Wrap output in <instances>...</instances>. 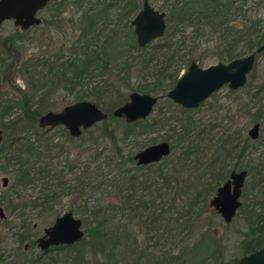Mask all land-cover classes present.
Wrapping results in <instances>:
<instances>
[{"label": "rangeland", "instance_id": "obj_1", "mask_svg": "<svg viewBox=\"0 0 264 264\" xmlns=\"http://www.w3.org/2000/svg\"><path fill=\"white\" fill-rule=\"evenodd\" d=\"M73 3L74 0H67ZM144 0H138V10L141 8V3ZM156 10L168 13L172 0H148ZM95 2V0H91ZM121 6V4H120ZM54 3L48 4L38 14L42 24L37 27L23 32L22 40L19 42V48L23 59L29 57L34 51L42 54L44 52H53L57 46H52L49 36L54 37L53 34L46 32L43 38L39 35L43 33L42 28L45 20H50L56 13ZM136 10L128 19H122L119 16V8H112L109 11V16L103 22L99 23L97 29L103 32L104 36L109 34L113 37L114 42L121 45L124 49V54H119L113 63L109 66V70L105 75L98 76L90 81L92 86L103 87L110 86L114 89L115 94L119 92L123 96V103L128 100L131 85L146 86L148 89L157 80L156 73L161 71L162 57L175 54L174 62L168 68V73H173L175 69L180 68L184 71L186 66L185 61H196L200 67L208 68L215 66V64H226L228 61H219L218 52L220 38L224 34L223 27H216L214 30L207 28L199 34H195L196 27L190 29L179 30L172 38V49L155 47L158 43H163L162 40H156L148 45L145 51L138 52L136 48H130L127 52V44L130 37V31L133 30L130 22L134 19ZM245 11H249L246 18L249 20L260 19L263 23L260 25L261 32L264 33V0H249L241 14L234 16L228 23L229 26L243 21ZM80 12L77 8H69L64 11L61 19L65 21L73 20L79 16ZM18 29L14 27L12 21H5L0 25V40L1 38L10 37L14 35ZM19 31V30H18ZM101 32V33H102ZM167 32H165V35ZM59 39L61 35L58 36ZM55 41H59L57 37ZM249 37L244 36L240 41H237L235 54L238 58L247 57L245 47ZM136 45V44H135ZM52 46V47H50ZM1 52V49H0ZM171 55V56H172ZM72 57L71 52L65 51L62 53L61 61ZM185 58L183 62L179 60ZM200 57L204 59L200 61ZM131 65L130 70H126L125 66ZM165 65V64H164ZM40 72H45L44 69L38 68ZM129 76V77H128ZM0 104L4 101H15L16 86L24 90L26 85L19 78L7 77L5 80L0 76ZM86 80L85 82H87ZM264 51L258 54L253 70L248 74L247 82L243 88L238 91H231L229 87L224 86L217 93L213 94L200 105L196 110L182 109L178 104L173 103L166 97L160 98L158 104L154 107L153 113L141 122V124L134 125L130 129L128 137L123 139V132L125 131V124L123 121L113 122L112 128L117 136L118 149L122 156H132L145 150V148L155 146L160 143H169L172 147L170 155L161 162L139 167L136 162H124L121 172L127 173L128 177L138 176L141 181V189H146V195L150 194L157 185L159 175L157 172L158 165H162L167 170L174 171L179 168L183 171L180 163H184L185 172L193 175L200 171L199 168L206 169L204 183L212 184L216 182L217 178H221V182H217L218 186L226 182L232 171L240 172L245 170L248 176L245 180V185L242 190L240 202L242 207L237 212V216L233 219L231 224L225 225L220 216L213 218V226L219 230L221 239V247L224 248L223 257L225 264H230L232 260L242 258L241 243L244 240V234L247 231L248 211L257 208L256 198L253 193V186H256L255 178H261L255 174L253 170L259 162L264 164ZM88 83V82H87ZM108 88L104 87L107 91ZM167 91L163 93H155L147 91L142 94L150 96L163 97ZM103 90V91H104ZM109 90V89H108ZM118 91V92H117ZM107 96V95H106ZM65 95L58 94L49 105L52 112L62 110L64 107L77 103L74 96H68L63 100ZM83 101H91L101 108L105 113L111 114L112 111L121 107L117 101V96H112L110 99L104 97L99 102L94 97L85 99ZM262 112L263 118L259 122H255V116L258 112ZM19 114L17 109L13 110L8 116L0 117L1 124L8 123ZM188 120V121H187ZM189 122V123H188ZM260 124V134L257 140L249 139L248 133L254 124ZM101 124L90 128L88 131L82 132L80 138L73 139L68 137V134L62 126L56 128H49L48 130L40 129L38 121L34 125L26 126V130L18 135L20 139L27 140L36 149V155H23L22 160L34 166L33 173L37 170H42L38 177L30 175L31 183L23 186L17 182V168L18 163L12 160L11 163H5L3 158L11 159L12 149L7 148V138H4L0 145V208L3 210L5 219L10 223V230L2 231L5 241L3 243V250L5 251L8 262H14L15 250L18 247L16 242V233L20 230L23 223L30 224L32 229L31 235L36 242L44 234V229L52 226L53 221L65 212H72L81 221L87 218L90 212V206H94L96 200L106 199L109 201H116V196L119 192L125 195L127 190H131L127 184L110 183L107 182L109 178L103 175L112 170L113 160L115 159V147L108 145L100 135L99 129ZM56 146V147H55ZM219 146L224 149H219ZM245 151L244 156L238 161L237 154ZM235 150V151H234ZM189 153V154H188ZM16 157V156H14ZM32 173V174H33ZM199 175V173H198ZM6 179L7 187H3L2 180ZM218 188V187H217ZM216 189L209 198L216 194ZM58 198L56 210L48 215L39 214L38 210H33L25 213L24 217H20L19 212L25 206H30V202L40 198ZM150 197V196H149ZM155 197V196H154ZM156 198V197H155ZM163 201L153 202L148 210V215H143V212L137 213L115 211L111 215V228L120 226H128L130 231H135L136 234L146 233V229L137 226L143 223L145 216L150 215L151 212L158 213L159 205H168L169 200L165 195ZM12 205V206H11ZM85 206L86 212L85 211ZM123 207V206H122ZM200 208V206H199ZM168 211L167 209L165 210ZM127 214L135 216L133 222H130ZM143 216V219L141 218ZM169 217L176 218L172 212L165 214V220ZM142 219V220H141ZM145 220V219H144ZM25 221V222H24ZM153 226L152 228L158 229ZM86 226L83 224V231ZM170 230V229H169ZM111 231V230H110ZM160 232V231H159ZM172 237H177V232H171ZM154 236L150 234L149 237ZM178 238L181 239V236ZM1 246V247H2ZM39 251L37 247H34Z\"/></svg>", "mask_w": 264, "mask_h": 264}, {"label": "trees", "instance_id": "obj_2", "mask_svg": "<svg viewBox=\"0 0 264 264\" xmlns=\"http://www.w3.org/2000/svg\"><path fill=\"white\" fill-rule=\"evenodd\" d=\"M248 1L172 0L166 18L167 34L161 39L163 43H158L155 47L160 50L162 48L171 50L172 38L181 29H190L195 26V34H199L207 28L213 31L216 27H223L224 34L220 38V51L217 54L219 61L229 63L236 60L238 58L235 54L236 43L244 36L249 37L245 50L250 55L259 47L264 46V33L259 28L263 22L260 19L256 21L247 19L246 15L249 11H245L241 23L237 22L233 26H229L228 23L234 16L241 14ZM53 3L57 14L50 20L44 21L43 33L39 35L40 38H43L46 32L54 35V37L49 36L52 46L54 44L57 46L53 52H47V50L39 54L32 51L29 57L23 59L19 42L27 32L20 30L0 40V76L4 80L7 77L19 78L26 85L24 90L16 86L18 98L15 101H4L0 104L1 118L8 116L15 109L19 111L15 119L1 124L0 128L3 130L4 138H7V148L13 150L10 155L11 159H3L5 163H11L12 160L18 163L17 182L23 186L32 182L30 175L35 174L38 177L42 170L33 173L34 166L29 164V160L26 159V162L22 160L23 155L33 156L37 152L29 143V139H20L18 135L26 130V126L36 124L42 115L49 112L51 106L49 102L53 101L56 95H65L63 100L68 96H74L77 103L92 97L99 102L104 97L110 99L112 96H117L118 103L120 105L123 103V96L118 91L115 94L112 85L98 88L90 83L94 78L105 75L115 58L125 52L121 45L114 42L112 36L109 34L104 36L103 32L96 27L107 19L112 8L118 7L119 16L128 21L139 7L138 0H95L94 3L91 0H74L73 3L61 0ZM71 7L77 8L80 12L79 16L74 18V21L61 19L64 11ZM59 35H61L60 39ZM55 37L59 41H55ZM135 44L136 38L132 30L126 48L127 52L130 48H136L138 52L146 50V48H137ZM65 51L71 52L72 57L61 61L62 53ZM171 55L162 57V70L156 73L157 80L150 89L146 86L131 85L128 88L129 91L139 94L147 91L163 93L167 91L166 89L172 88L178 80L181 69L178 68L173 73H168V68L174 62L175 54ZM184 59L183 57L179 61L183 62ZM203 59L200 57V61ZM191 62L194 61H185L186 64ZM39 67L45 72H40ZM125 68L130 70L131 65H126ZM86 80L88 83L85 82ZM104 87L109 90L105 91ZM108 115V120L101 123L99 132L108 145L115 147L116 155L112 170L103 176L110 177L107 180L110 183L118 185L126 183L131 190H127L125 195L119 192L115 202L106 199L96 200L94 206H90L87 218L82 221L86 226L85 238L74 246L53 247L43 253L36 251L30 224L23 223L20 230L14 233L18 246L15 250L17 259L14 262H8L2 246L5 241L2 231L10 230V223L0 220V264H225L224 248L221 247V239L218 237L219 230L213 226V218L219 215L209 205V198L215 189L219 188L217 182H221L222 179L217 178L213 185L204 183L205 172L208 169L206 166H203L205 169L199 168L204 171H197L193 175L191 172L188 174L185 172L184 163L179 165L182 166L183 171L177 167L176 170H167L166 173L162 165H158L159 179L155 186L159 187L151 188L152 192L146 195V189L150 188L141 189L142 183L138 176L128 177L127 173L121 172V165L124 162L134 163V157L121 155L116 145L117 136L112 128L113 122L121 120L114 118L112 114ZM253 118L255 122H259L261 111ZM124 124L123 139L130 135L129 131L134 125L141 124V122L133 123V125ZM170 148L172 150L171 145ZM219 149H223L222 146H219ZM245 151L243 149L240 154H237L238 161L244 156ZM253 170L255 174L261 176V178H255L257 183L253 186V193L257 192L254 194L255 197L260 198L261 201L256 200L257 208L247 213L248 227L240 245L242 258L264 248L263 161L259 162ZM165 195L169 200L168 205H159L158 207L161 208L158 213L150 211V215L144 217L145 220L143 216L141 217L143 223L137 226L140 229L141 227L146 229L145 235H137L135 231H130L128 226L123 229L120 226L111 228V215L115 211L124 208L121 211L133 214L139 211L143 212V215H148L150 205H153L155 200L163 201ZM57 200L58 198L55 197L35 199L30 202V206L21 209L20 217L38 209L39 214H51L56 210ZM86 208L87 206L84 208V213H87ZM170 212L176 218L169 217L166 221L164 215ZM127 216L130 222H133L135 216L129 214ZM158 225H160L158 229L152 228ZM171 232H177L181 239L178 236L172 237ZM152 233L154 236L149 237ZM239 259L235 258L230 264H238Z\"/></svg>", "mask_w": 264, "mask_h": 264}, {"label": "water", "instance_id": "obj_3", "mask_svg": "<svg viewBox=\"0 0 264 264\" xmlns=\"http://www.w3.org/2000/svg\"><path fill=\"white\" fill-rule=\"evenodd\" d=\"M56 1L59 0H0V25L5 21H12L14 27L21 32L40 26L42 21L38 14L48 4ZM165 16L164 13H159L147 1H144L142 9L131 21L139 48L163 37L166 31ZM263 51L264 46H261L245 58H237L226 65L218 63L205 69L196 62H191L165 97L184 110H196L224 86L229 87L231 91H238L246 84L248 74L255 66L256 57ZM158 100L155 96L131 92L128 101L111 114L114 118L133 125V123L146 120L153 113ZM108 118L109 115L91 101H78L60 111H49L42 115L38 120V127L48 130L62 126L68 137L78 139L82 132L90 130ZM258 133V125H254L248 134L249 139L257 140ZM3 141V130L0 128V145ZM170 151L169 143H160L135 154L134 160L137 166L145 167L161 162L170 155ZM246 178L247 171H233L229 179L216 190V195L209 202L210 208L220 216L225 225L232 223L242 207L240 199ZM2 183L4 188L7 187L6 179H3ZM4 219L5 215L0 208V220ZM43 234L35 242L41 253L53 247L74 246L85 238L83 222L72 212H65L56 218L52 226L44 229ZM238 264H264V248L241 258Z\"/></svg>", "mask_w": 264, "mask_h": 264}, {"label": "flooded vegetation", "instance_id": "obj_4", "mask_svg": "<svg viewBox=\"0 0 264 264\" xmlns=\"http://www.w3.org/2000/svg\"><path fill=\"white\" fill-rule=\"evenodd\" d=\"M60 1H61V0L56 1V2H60ZM144 1H147L148 4H149V1H148V0H144ZM144 1L141 3L142 6H141V8H140L138 11H140V10L142 9ZM149 5H150V4H149ZM151 7H153V6L151 5ZM153 8H154V7H153ZM154 9H155V8H154ZM155 10H156V9H155ZM156 11H158V10H156ZM158 12H159V13L162 12V13H164V14L166 15V13L163 12V11H158ZM137 13H138V12H137ZM137 13H136V14H137ZM135 17H136V15H135ZM135 17H134V18H135ZM166 18H167V15L165 16V26H166ZM130 25H131V22H130ZM131 27H132V26H131ZM166 30H167V26H166ZM165 32H166V31H165ZM133 33H134V32H133ZM164 35H165V33H164ZM164 35H163V37H164ZM134 37H135V36H134ZM163 37H162V38H163ZM162 38H161V39H162ZM161 39H159V40H161ZM155 41H156V40H155ZM152 42H154V41H152ZM152 42H151V43H152ZM149 45H150V44H149ZM136 46H137V43H136ZM147 46H148V45H146L145 47H147ZM145 47H142V48H145ZM137 48H139V47L137 46ZM261 53H262V52H261ZM194 62H195V61H194ZM196 63H197V62H196ZM197 64H198V63H197ZM226 64H227V63H226ZM226 64H223V65H226ZM198 65H199V64H198ZM187 66H188V65H187ZM187 66H186V68H187ZM186 68H185V69H186ZM185 69H184V70H185ZM203 69H204V68H203ZM183 72H184V71H183ZM183 72H182V73H183ZM182 73H181V74H182ZM181 74H180V75H181ZM180 75H179V76H180ZM178 79H179V78H178ZM176 82H177V81H176ZM174 85H175V84H174ZM263 85H264V81H263ZM173 87H174V86H173ZM173 87H172V88H173ZM172 88H170L169 91H171ZM220 90H221V89H220ZM169 91H168V92H169ZM168 92H167V93H168ZM167 93H166L163 97H162V96H161V97H160V96H159V97L155 96V97H157V98L160 100V98H164V97L167 95ZM211 96H212V95H211ZM152 97H153V96H152ZM208 99H209V98H208ZM159 100H158V101H159ZM127 101H128V100H127ZM127 101H126V102H127ZM157 104H158V103H157ZM157 104H156V105H157ZM201 105H202V104H201ZM153 109H154V108H153ZM189 110H190V109H189ZM262 118H263V114H262V112H261V119H262ZM261 119H260V120H261ZM122 121H123V120H122ZM123 122H124V121H123ZM254 125H258V128H259L258 137H259L260 129H261V128H260V124L257 123V124H254ZM254 125H253V126H254ZM253 126H252V127H253ZM252 127H251V128H252ZM250 130H251V129H250ZM249 132H250V131H249ZM248 134H249V133H248ZM248 138H249V136H248ZM134 161H135V160H134ZM262 249H263V248H262ZM259 250H260V249H259ZM240 259H241V258H240ZM240 259H239V260H240ZM238 263H239V261H238Z\"/></svg>", "mask_w": 264, "mask_h": 264}]
</instances>
